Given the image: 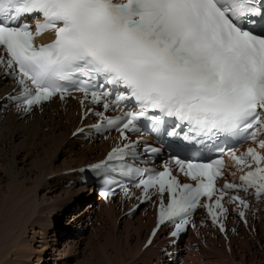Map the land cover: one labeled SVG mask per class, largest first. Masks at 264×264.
Returning <instances> with one entry per match:
<instances>
[{
    "label": "snow or ice",
    "instance_id": "snow-or-ice-1",
    "mask_svg": "<svg viewBox=\"0 0 264 264\" xmlns=\"http://www.w3.org/2000/svg\"><path fill=\"white\" fill-rule=\"evenodd\" d=\"M46 32L54 40L36 45ZM0 47V67L21 88L10 97L18 109L30 114L53 98L82 93V105L121 111L116 118L96 112L98 132L115 128L128 140L127 133L146 130L167 146L170 161L194 184H182L169 161L163 171L154 160L153 167L126 163L139 156L131 143L87 169L106 179L109 172L132 178L144 189L141 202L156 190L152 237L166 221L174 225L173 236L195 227L199 207L218 223L227 213L226 195L245 208L240 191L254 189L258 201L264 196V0H0ZM249 140L257 147L238 155L237 147ZM161 151L145 145L149 157ZM225 155L242 173L245 166L255 170L218 191ZM117 160L125 162L119 169L109 164ZM102 194L107 199L115 189ZM214 196V204L201 203Z\"/></svg>",
    "mask_w": 264,
    "mask_h": 264
},
{
    "label": "bare ground",
    "instance_id": "bare-ground-1",
    "mask_svg": "<svg viewBox=\"0 0 264 264\" xmlns=\"http://www.w3.org/2000/svg\"><path fill=\"white\" fill-rule=\"evenodd\" d=\"M17 90L19 86L0 81V106L8 103V97ZM78 110L73 101L64 105L63 111L53 104L43 114L32 116L16 108L8 112L0 107V264H71L84 254L85 250H81L86 241L84 233L91 232L89 241H95L99 234L92 233L107 224L111 225L109 237L106 235L101 248L102 264H127L128 260L131 264L134 261L135 264H174L172 258L177 251H165L170 240L163 235L164 230L149 248L144 247L154 223L149 214L146 218H137L120 203H101L97 207L95 193L81 196L90 181L81 168H85L86 163L100 162L103 157L100 152H105L106 144L90 138L92 132L89 131L73 135L90 123V119L79 120ZM61 156L63 161L59 163ZM92 190L94 192L93 187ZM81 197L82 203L85 198L89 203L79 214L73 215L77 206L74 202ZM148 211L146 208L145 214ZM59 218H62V231L59 230L61 224H57ZM260 226L262 233L256 232L243 242L235 238L231 254L220 250L217 242L210 240L211 252L200 254L206 261L202 264H232V261L238 264L237 257L243 262L247 258L251 261L264 257V253L255 249V243L264 246L262 217ZM116 233L118 247L114 242ZM64 238L68 239V244L62 246ZM134 238L137 244L132 246L130 242ZM245 244L250 245L249 250L237 249ZM90 257L94 258V252Z\"/></svg>",
    "mask_w": 264,
    "mask_h": 264
},
{
    "label": "rangeland",
    "instance_id": "rangeland-1",
    "mask_svg": "<svg viewBox=\"0 0 264 264\" xmlns=\"http://www.w3.org/2000/svg\"><path fill=\"white\" fill-rule=\"evenodd\" d=\"M18 157V156H17ZM59 163H61L62 161H63V157L61 156L60 158H59ZM92 163H95V162H92ZM88 164H91V163H88ZM87 163H86V165H88ZM85 165V166H86ZM82 169V168H81ZM45 184V183H44ZM82 188H80V190H81ZM85 189V190H84ZM84 191L85 192H82L81 193V196H84L85 194H93L94 192H93V190H92V187H90V186H84ZM80 190H78V191H80ZM75 193V192H74ZM84 194V195H83ZM80 195V194H79ZM79 198V197H78ZM98 199H97V201H96V205H97V207H98V205L100 204V202H99V204H98ZM75 205H77L76 206V208L75 209H73V215H76V214H79L84 208H85V206L89 203V200L87 199V198H85L84 199V201H83V203H82V197H81V200H78L77 198H76V200H75ZM144 212V214H142V212H140V213H137V216H135V217H137V218H139L140 216H143V217H145V213L147 212H145V210L143 211ZM262 218H264V215L263 216H261ZM146 218V217H145ZM102 219H105V218H102ZM59 220H60V218H59ZM61 220H62V218H61ZM61 220L60 221H58L57 222V224H61L60 222H61ZM146 221V220H145ZM253 222H254V224H255V226H256V229H257V232L258 233H262L263 232V229H261L260 227V218L258 217L256 220H253ZM110 225L111 224H107V225H105L104 227H103V229H99L98 231H96L95 233H92V235H94V234H99L98 235V237H99V239H97V240H95V241H89V238L90 237H88V236H90L91 235V232L89 233V231H87L86 232V234L84 233V238H86V241H85V244L82 246V251L83 250H85L84 251V254L82 253L81 255H79L78 256V258L77 259H75L74 261H72V263L71 264H89L90 263V261L91 262H93V264H102V262H103V259H102V250H101V248H102V245L106 242L105 241V239L107 238V236H108V231H109V227H110ZM98 226H101V224L99 223L98 224ZM108 227V228H107ZM121 227H123L122 225H121ZM62 228H64L63 226H62V224H61V228L59 229L60 231H62ZM116 231H117V228H116ZM107 235V236H106ZM88 237V238H87ZM109 237V236H108ZM239 239V241L241 240V242H243V241H245V237L244 238H242L241 237V239L240 238H238ZM68 239L67 238H64V240H62V246H64V245H66V244H68V241H67ZM100 240H102L101 242H100ZM114 242H115V244H116V246L118 247V240H119V237H118V234L116 233L115 235H114ZM40 241V240H39ZM74 241H76V240H74ZM252 241V240H251ZM90 242V243H89ZM253 242V241H252ZM101 243V244H100ZM131 245L132 246H134L135 244H137V239H133L131 242ZM255 243V242H254ZM100 244V245H99ZM256 244V247H255V249L256 250H258V251H260V253H264V246H263V243L262 244H258V243H255ZM93 245V247H91ZM122 245H125V243L123 242L122 243ZM86 246V247H85ZM169 246H170V243L168 244V245H166V248H165V251H168V249H169ZM262 246V247H261ZM218 248L220 249V250H224L222 247H220V246H218ZM240 248V250H249L250 249V245H247V244H245L244 245V247H241L240 245L238 246V248L237 249H239ZM119 248H117V250H118ZM110 251V250H109ZM91 252H94V258H92L91 259V257H90V253ZM111 252V251H110ZM109 252V253H110ZM98 255V256H97ZM89 256V257H88ZM140 256V255H139ZM88 259H90V260H88ZM100 259V260H99ZM231 259V258H230ZM250 258H247V261L246 262H243L239 257H237V263L238 264H264V257H259V258H257V259H254V258H252V260L250 261L249 260ZM129 262V263H128ZM201 262V264L202 263H205L206 261L205 260H200V261H198V263H200ZM132 262L130 261V260H128L127 261V264H131ZM118 264H120V263H118ZM134 264H135V261H134ZM232 264H235V261L233 262L232 261Z\"/></svg>",
    "mask_w": 264,
    "mask_h": 264
}]
</instances>
